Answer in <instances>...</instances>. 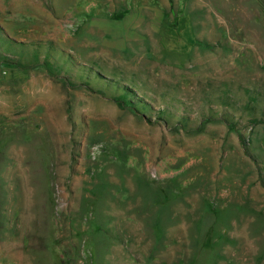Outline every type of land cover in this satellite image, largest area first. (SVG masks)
<instances>
[{"label":"rangeland","instance_id":"374dc122","mask_svg":"<svg viewBox=\"0 0 264 264\" xmlns=\"http://www.w3.org/2000/svg\"><path fill=\"white\" fill-rule=\"evenodd\" d=\"M0 264H264V0H0Z\"/></svg>","mask_w":264,"mask_h":264},{"label":"trees","instance_id":"16d2710c","mask_svg":"<svg viewBox=\"0 0 264 264\" xmlns=\"http://www.w3.org/2000/svg\"><path fill=\"white\" fill-rule=\"evenodd\" d=\"M14 63L19 64L18 60H15ZM47 67L49 66V62L45 61L43 62ZM49 70H51L52 67H48ZM110 85H114L109 83ZM108 84V86H109ZM115 88L120 89V94L117 96H114V100H116L118 103H120L121 106L127 107L132 109L135 112H142L141 108H146V105L144 102V99L141 96H137V92L135 89L131 88L129 85L125 84H119L114 85ZM142 106V107H139ZM162 116V115H161Z\"/></svg>","mask_w":264,"mask_h":264}]
</instances>
